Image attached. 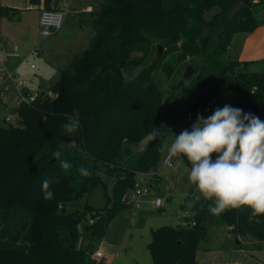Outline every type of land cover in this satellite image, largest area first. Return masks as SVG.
I'll return each mask as SVG.
<instances>
[{
	"label": "trees",
	"instance_id": "16d2710c",
	"mask_svg": "<svg viewBox=\"0 0 264 264\" xmlns=\"http://www.w3.org/2000/svg\"><path fill=\"white\" fill-rule=\"evenodd\" d=\"M49 1L28 0L31 7L46 9ZM96 4V10L74 16L72 28L89 31L83 45L72 51L67 65L52 66L51 83L38 85L40 93L50 90L55 98L20 106L17 118L0 126V264H106L93 258L97 243L108 223L129 209L139 175H150L147 185L158 188L160 148L178 124L209 114L220 102L264 119V60L228 56L234 33L264 26V0ZM18 13L0 4V18L12 20ZM157 71L163 89L154 77ZM163 95L171 103L166 115ZM73 109H79L81 127L69 133L64 125ZM156 129L158 139L148 148ZM56 151L71 168L60 167ZM81 166L91 176H81ZM102 175L113 179L111 195L104 193L106 206L94 209L85 203L81 210L68 211L69 204L86 201L97 187L106 189ZM46 179L51 200L42 192ZM195 197L191 190L181 205L194 226L151 231L152 264H197L198 245L214 224L225 226L235 240L246 238L255 250L264 248V216L253 217L248 209L213 216L209 202ZM189 200L191 208L186 207ZM87 215L94 222L87 227L84 247L78 248L79 225Z\"/></svg>",
	"mask_w": 264,
	"mask_h": 264
},
{
	"label": "rangeland",
	"instance_id": "374dc122",
	"mask_svg": "<svg viewBox=\"0 0 264 264\" xmlns=\"http://www.w3.org/2000/svg\"><path fill=\"white\" fill-rule=\"evenodd\" d=\"M87 1L90 0L61 2L68 7L71 4L82 6ZM0 4L19 11L18 15L12 20L0 18V41L5 46L18 45L22 58L35 66L34 70L16 71V75L18 79L26 82L29 91L36 92L39 87L38 77L41 76L44 78V82L51 83L55 79L52 64L63 63V65H67L72 54L69 49L75 50L81 47L89 31H75L71 26L70 19L65 22L64 17L62 26L65 27L67 33L64 32L57 37H54L55 35L52 33L49 37L43 39L37 25L38 10L37 8H31L28 0H0ZM40 6L44 8L43 5ZM96 9L97 5L94 7V10ZM260 17L264 19V6L260 8ZM69 18L71 17L69 16ZM68 33H71L74 37L70 39ZM3 38H5V42H3ZM228 56L231 59L240 61L264 60V26L258 27L252 32L238 31L234 33ZM154 77L158 86L163 89L164 81L161 72L157 71ZM6 96L4 92H0V126L3 125L4 117L7 116L9 109L14 105L13 96L8 99L6 105L3 104L2 101ZM162 104V113L166 115L171 109L170 99L167 95H163ZM225 104L218 103L209 114L203 117L206 118L217 107H223ZM231 106L236 107L235 105ZM261 120L264 121V119ZM195 121L196 118L185 121L184 129L191 130V126ZM173 134L178 135L175 132ZM169 139L170 137L164 144ZM185 166L186 163L185 165H176L175 168L171 169L164 167L160 162L156 171L161 177V185L158 189L147 187L146 195L140 200V209L135 224L133 226L127 225L129 210L122 211L108 223L104 236L96 245V250L102 253L106 264H152L147 249L151 239V231L162 226H176L183 222L181 205L194 188L187 180V174L184 172ZM139 176L136 183L141 185L146 184L150 179L149 175H145L146 179ZM102 178L107 182L106 189L97 187L86 201L73 202L67 206V210H81L85 203L94 209H103L106 206L104 193L106 192L108 196L111 195L113 179L104 175H102ZM156 197L162 198V208L157 209L154 207L153 202ZM90 219V216L87 215L79 225L78 248H83L89 237L87 227H89ZM237 240L243 241L240 244L244 247L248 242L246 238H238ZM237 240L228 235L225 226L221 224L210 226L207 240L198 245L196 252L197 264L228 263L234 258L235 253L233 251ZM254 255L260 259L264 257V253L258 251L254 252Z\"/></svg>",
	"mask_w": 264,
	"mask_h": 264
},
{
	"label": "clouds",
	"instance_id": "9594fccd",
	"mask_svg": "<svg viewBox=\"0 0 264 264\" xmlns=\"http://www.w3.org/2000/svg\"><path fill=\"white\" fill-rule=\"evenodd\" d=\"M64 127L69 133L80 129L79 109H73ZM158 132L154 130L149 138L155 140ZM160 151L168 158L187 160L184 172L195 199L208 201L211 215L248 209L253 217L264 216V121L258 116L225 104L206 118L197 114L191 130L173 134L171 143L163 144ZM61 155L53 153L62 169L71 168ZM78 171L83 177L91 176L86 167ZM50 183L42 182L45 200L53 199ZM186 207H193V201H187Z\"/></svg>",
	"mask_w": 264,
	"mask_h": 264
},
{
	"label": "built area",
	"instance_id": "2783aa9c",
	"mask_svg": "<svg viewBox=\"0 0 264 264\" xmlns=\"http://www.w3.org/2000/svg\"><path fill=\"white\" fill-rule=\"evenodd\" d=\"M63 2L67 0H62ZM91 7H87L85 12H92ZM64 22V12L62 10H53V9H44L41 8L38 17V25L40 29V36L43 38L49 37L52 33L58 31ZM19 61L27 65L31 70L35 69V66L31 62H27L22 58L20 54V49L18 45L14 44L11 46H5L4 43L0 41V92H4L7 96L3 99V104L6 105L11 96H13L14 105L11 109L14 110V113L11 114L8 112L7 116L4 117L5 123H12L17 118L16 109L22 105L29 106L34 103L39 97H44L48 99H54L55 93L48 90L44 93H40L38 90L36 92H31L28 90L26 82L24 80L18 79L16 75V70L9 68L8 62ZM12 89V90H11ZM11 91V93H10ZM215 100H212L207 107L205 112H209L211 106L214 104ZM188 121V120H187ZM185 122L180 123L175 128L174 132L179 134L184 130L183 125ZM175 158H168L166 154H163L160 162L166 168H173ZM150 176V175H149ZM151 178V176H150ZM147 183L144 185L135 184L134 190L131 192L128 198L129 204V215L127 220V225L133 226L135 220L138 217V212L140 209V200L147 193ZM192 193L194 197L196 196L195 189L193 188ZM153 205L155 208L159 209L163 206V200L160 197L154 199ZM189 215L188 212H183V222L179 224L182 227L194 226L193 222L185 220V217ZM93 220L90 219L89 224H93ZM103 257L102 253L99 250H95L93 253V258L100 260Z\"/></svg>",
	"mask_w": 264,
	"mask_h": 264
},
{
	"label": "crops",
	"instance_id": "0c3cea01",
	"mask_svg": "<svg viewBox=\"0 0 264 264\" xmlns=\"http://www.w3.org/2000/svg\"><path fill=\"white\" fill-rule=\"evenodd\" d=\"M62 0H50L49 1V7L50 9H55V10H62L64 12V17H65V22L67 21V19H70V23H71V26L73 25L74 21H75V14H78V13H83L85 12V9L87 7H91L93 10H94V7L97 5L96 4V0H90V1H87V2H84L82 6H75L73 4H71L70 6L66 7L62 2ZM66 2V1H65ZM43 5V4H41ZM44 6V5H43ZM8 7V6H7ZM31 8H37L38 10V14L40 12V9H41V6L40 7H31ZM69 16L71 18H69ZM39 17V16H38ZM37 25H38V20H37ZM38 28H39V25H38ZM67 33V30H65V27H61L58 31H56L55 33H53L55 36L54 37H57V36H60L61 34L63 33ZM68 36L69 38L71 39V37H74L71 33H68ZM44 39V38H43ZM46 39V38H45ZM77 39V38H76ZM79 39V38H78ZM3 42H5V38H3ZM71 48V47H70ZM74 49H69L70 53L73 51ZM70 55V54H69ZM54 64H57V63H54ZM52 64V66L54 65ZM59 64V63H58ZM63 64V63H61ZM8 66L9 68H14L16 71H20V70H27V69H30L27 67V65L23 62H19V61H11V62H8ZM31 70V69H30ZM43 77H38V85L40 84V82H43ZM191 120V119H190ZM189 121V120H188ZM173 140V134L170 136V139L166 142L167 144H170L171 141ZM186 161V162H185ZM188 164L187 160L185 159H182V158H175L174 159V166L173 168H175L176 165H181V164H184L185 165ZM190 166V165H189ZM171 168V169H173ZM156 174L158 175L157 171H156ZM139 177H141L142 179H146V176L145 175H140ZM150 177V176H149ZM159 177V183H158V188L160 187L161 185V177L158 175ZM157 188V189H158ZM157 198V197H156ZM161 198V197H160ZM165 203H168V202H165ZM238 241V240H237ZM239 244L240 243H243V241H238ZM239 244H236V246H238ZM246 246L240 249H237L235 247L234 249V255H233V259L231 261H229L228 263H220V264H264V257H262L261 259L260 258H257L255 255H254V252L258 251V252H261V253H264V248H262L261 250H255L251 247V242H246L245 244ZM103 259V257H102Z\"/></svg>",
	"mask_w": 264,
	"mask_h": 264
},
{
	"label": "water",
	"instance_id": "95a60500",
	"mask_svg": "<svg viewBox=\"0 0 264 264\" xmlns=\"http://www.w3.org/2000/svg\"><path fill=\"white\" fill-rule=\"evenodd\" d=\"M161 52V48H159V51H158V53H160ZM9 113H11V114H13L14 113V110L13 109H9ZM157 139H158V136L156 137V139L155 140H151L150 139V141L148 142V145H147V147L148 148H151V147H153L154 146V144L156 143V141H157ZM108 174L111 176L112 175V172H108ZM237 244H239V242L237 241L236 242Z\"/></svg>",
	"mask_w": 264,
	"mask_h": 264
}]
</instances>
